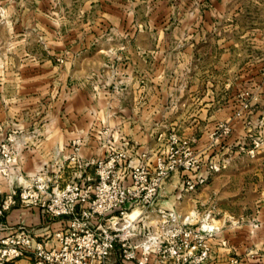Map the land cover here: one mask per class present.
Segmentation results:
<instances>
[{
    "label": "rangeland",
    "instance_id": "374dc122",
    "mask_svg": "<svg viewBox=\"0 0 264 264\" xmlns=\"http://www.w3.org/2000/svg\"><path fill=\"white\" fill-rule=\"evenodd\" d=\"M118 152L158 181L150 205L212 229L204 264L262 253L264 0H0V194L92 185Z\"/></svg>",
    "mask_w": 264,
    "mask_h": 264
},
{
    "label": "built area",
    "instance_id": "2783aa9c",
    "mask_svg": "<svg viewBox=\"0 0 264 264\" xmlns=\"http://www.w3.org/2000/svg\"><path fill=\"white\" fill-rule=\"evenodd\" d=\"M89 164L97 175L92 185L75 181L51 189L23 187L16 193L23 208H37L65 222L54 233L55 247L34 242L25 231L1 240L0 264L27 253L32 254L33 264H103L116 247L123 263L147 264L153 254L175 264H204L209 248L203 238L212 232L210 227L193 229L188 216L180 220L169 211H159V220L152 224L142 222L139 214L127 217L130 206L143 212L158 193V181H146L141 159L134 161L129 153L118 152ZM155 167L162 171L163 160L157 158ZM202 182V178L186 181L185 189L193 191ZM14 194L11 191L9 200L0 205V216L13 203ZM137 237L141 240L134 243Z\"/></svg>",
    "mask_w": 264,
    "mask_h": 264
},
{
    "label": "crops",
    "instance_id": "0c3cea01",
    "mask_svg": "<svg viewBox=\"0 0 264 264\" xmlns=\"http://www.w3.org/2000/svg\"><path fill=\"white\" fill-rule=\"evenodd\" d=\"M18 191H15V194L11 196L13 203L8 204L6 210L2 211V215L0 216V239L6 238L8 235H11L15 232L25 231L28 233L34 242L43 243L46 248L55 247V238L54 233L59 229L61 225L65 222V218L53 219L49 217L43 211L38 210L37 208H23L20 204L18 197L16 195ZM11 195V190H6V192H1L0 194V205L9 200V196ZM164 197L156 198L152 205L147 206L146 210L141 212L138 210L139 219L145 224H152L159 220L160 215L159 211L164 212H172L180 216V212L176 208V204L179 203L178 196H172L171 206H161L162 200ZM171 199V198H170ZM149 220V221H148ZM141 237H137L133 240L134 243L139 242ZM264 242V241H261ZM236 251H240L241 259H243V264H264V247L257 243V247L259 250H262V253L256 252V254H246L250 252V242L242 241L241 244H235ZM264 246V244H263ZM234 247H232V250ZM263 248V249H262ZM221 249L219 260H226L228 257L227 252L229 248H219ZM224 252V253H223ZM234 252L232 254H236ZM226 254V255H223ZM115 261L120 262L118 259V247L112 252V254L106 259L103 264H114ZM13 264H33V256L30 253L25 254L22 257L13 259L9 262ZM122 264H136L135 261L130 262H120ZM171 263L170 261L164 260L161 261L159 257L149 254L147 259V264H166Z\"/></svg>",
    "mask_w": 264,
    "mask_h": 264
},
{
    "label": "bare ground",
    "instance_id": "6f19581e",
    "mask_svg": "<svg viewBox=\"0 0 264 264\" xmlns=\"http://www.w3.org/2000/svg\"><path fill=\"white\" fill-rule=\"evenodd\" d=\"M133 211H134V210H132L131 212H128V215H127L128 218H130V217H129V214L132 213Z\"/></svg>",
    "mask_w": 264,
    "mask_h": 264
}]
</instances>
